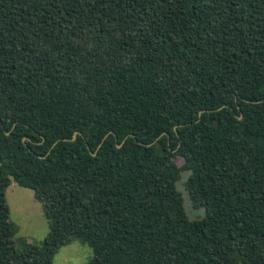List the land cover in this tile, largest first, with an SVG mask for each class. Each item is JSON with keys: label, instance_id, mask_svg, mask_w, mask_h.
Wrapping results in <instances>:
<instances>
[{"label": "trees", "instance_id": "obj_1", "mask_svg": "<svg viewBox=\"0 0 264 264\" xmlns=\"http://www.w3.org/2000/svg\"><path fill=\"white\" fill-rule=\"evenodd\" d=\"M13 182L43 244L13 242ZM76 240L87 264H264V0H0V264Z\"/></svg>", "mask_w": 264, "mask_h": 264}, {"label": "rangeland", "instance_id": "obj_2", "mask_svg": "<svg viewBox=\"0 0 264 264\" xmlns=\"http://www.w3.org/2000/svg\"><path fill=\"white\" fill-rule=\"evenodd\" d=\"M179 165L183 164L180 157L176 158ZM189 171H183L181 179L177 182L178 189L184 197V205L191 219L201 218L206 214L205 208H195L192 205L185 182ZM6 198L10 207V220L15 228L13 242L22 249L24 244H43L49 234L50 226L43 210L42 203L35 197L31 188L23 187L13 182L6 190ZM93 255L92 248L81 241H73L63 245L55 254L54 264H87Z\"/></svg>", "mask_w": 264, "mask_h": 264}, {"label": "water", "instance_id": "obj_3", "mask_svg": "<svg viewBox=\"0 0 264 264\" xmlns=\"http://www.w3.org/2000/svg\"><path fill=\"white\" fill-rule=\"evenodd\" d=\"M241 118V117H240ZM215 124H217L218 122L217 121H215L214 122ZM9 133V132H8ZM77 134H78V132H75V135H74V137L72 138V139H70V140H75L76 139V136H77ZM168 134V133H167ZM118 147H121V144H118ZM92 153V155H96V153L97 152H91Z\"/></svg>", "mask_w": 264, "mask_h": 264}]
</instances>
